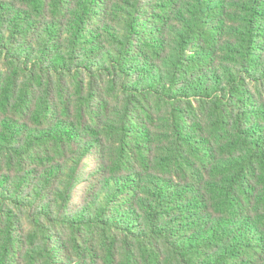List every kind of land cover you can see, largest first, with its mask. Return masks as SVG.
Returning <instances> with one entry per match:
<instances>
[{
    "label": "trees",
    "instance_id": "16d2710c",
    "mask_svg": "<svg viewBox=\"0 0 264 264\" xmlns=\"http://www.w3.org/2000/svg\"><path fill=\"white\" fill-rule=\"evenodd\" d=\"M0 264H264V0H0Z\"/></svg>",
    "mask_w": 264,
    "mask_h": 264
}]
</instances>
